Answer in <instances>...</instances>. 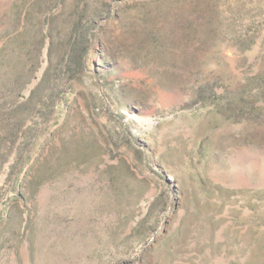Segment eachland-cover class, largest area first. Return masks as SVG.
Segmentation results:
<instances>
[{
    "label": "rangeland",
    "instance_id": "obj_1",
    "mask_svg": "<svg viewBox=\"0 0 264 264\" xmlns=\"http://www.w3.org/2000/svg\"><path fill=\"white\" fill-rule=\"evenodd\" d=\"M0 264H264V0H0Z\"/></svg>",
    "mask_w": 264,
    "mask_h": 264
},
{
    "label": "trees",
    "instance_id": "obj_2",
    "mask_svg": "<svg viewBox=\"0 0 264 264\" xmlns=\"http://www.w3.org/2000/svg\"><path fill=\"white\" fill-rule=\"evenodd\" d=\"M94 39L92 37H90V41L92 42Z\"/></svg>",
    "mask_w": 264,
    "mask_h": 264
}]
</instances>
